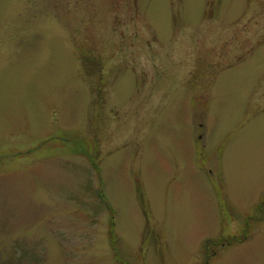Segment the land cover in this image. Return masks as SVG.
Returning a JSON list of instances; mask_svg holds the SVG:
<instances>
[{
    "label": "rangeland",
    "instance_id": "rangeland-1",
    "mask_svg": "<svg viewBox=\"0 0 264 264\" xmlns=\"http://www.w3.org/2000/svg\"><path fill=\"white\" fill-rule=\"evenodd\" d=\"M259 204L264 0H0V264H264Z\"/></svg>",
    "mask_w": 264,
    "mask_h": 264
},
{
    "label": "trees",
    "instance_id": "trees-1",
    "mask_svg": "<svg viewBox=\"0 0 264 264\" xmlns=\"http://www.w3.org/2000/svg\"><path fill=\"white\" fill-rule=\"evenodd\" d=\"M141 203H142V207H143V205H144V201H143V197L141 196ZM261 207H260V204L256 207V210L258 211H263L262 209H260ZM263 214H264V211H263ZM263 218H264V215H263ZM253 220V221H257V218L256 217H248L247 218V221L245 222V225L243 226V235L240 237V236H238L237 237V235H234L233 234V236H231L230 238V240L232 241V242H236V243H239V242H242V241H244L245 240V238L247 237V235L245 234V233H247V231L249 230V228H250V225H251V221ZM205 242V245H207L208 244V242H211L210 240H205L204 241ZM213 242V241H212ZM225 242H227V241H225Z\"/></svg>",
    "mask_w": 264,
    "mask_h": 264
}]
</instances>
